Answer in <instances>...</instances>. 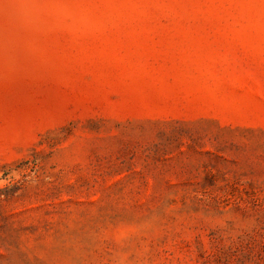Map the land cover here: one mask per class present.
Returning <instances> with one entry per match:
<instances>
[{
	"label": "rangeland",
	"instance_id": "374dc122",
	"mask_svg": "<svg viewBox=\"0 0 264 264\" xmlns=\"http://www.w3.org/2000/svg\"><path fill=\"white\" fill-rule=\"evenodd\" d=\"M0 264H264V0H0Z\"/></svg>",
	"mask_w": 264,
	"mask_h": 264
}]
</instances>
